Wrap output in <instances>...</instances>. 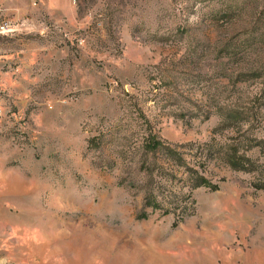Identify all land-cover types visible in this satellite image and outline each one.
I'll use <instances>...</instances> for the list:
<instances>
[{
    "label": "rangeland",
    "instance_id": "1",
    "mask_svg": "<svg viewBox=\"0 0 264 264\" xmlns=\"http://www.w3.org/2000/svg\"><path fill=\"white\" fill-rule=\"evenodd\" d=\"M0 13V264H264V0Z\"/></svg>",
    "mask_w": 264,
    "mask_h": 264
},
{
    "label": "trees",
    "instance_id": "2",
    "mask_svg": "<svg viewBox=\"0 0 264 264\" xmlns=\"http://www.w3.org/2000/svg\"><path fill=\"white\" fill-rule=\"evenodd\" d=\"M150 146L152 148H161L167 154V156H170L171 158L175 159L176 162L180 164H184L183 157L180 155L178 151H176L174 148L161 144L160 141L156 140L155 138H152L150 141ZM226 161L236 169H245V170H251L253 167V163L249 157H247L244 153H239L236 149H230L229 151H226L225 154ZM205 182V179L201 177V179L198 181V183ZM261 186H264V183L260 184ZM147 202L151 204L153 207L158 205V202L156 199H148Z\"/></svg>",
    "mask_w": 264,
    "mask_h": 264
},
{
    "label": "built area",
    "instance_id": "3",
    "mask_svg": "<svg viewBox=\"0 0 264 264\" xmlns=\"http://www.w3.org/2000/svg\"><path fill=\"white\" fill-rule=\"evenodd\" d=\"M33 3H35V1ZM20 25H22V21H17L9 17L0 16V34L12 33Z\"/></svg>",
    "mask_w": 264,
    "mask_h": 264
},
{
    "label": "crops",
    "instance_id": "4",
    "mask_svg": "<svg viewBox=\"0 0 264 264\" xmlns=\"http://www.w3.org/2000/svg\"><path fill=\"white\" fill-rule=\"evenodd\" d=\"M1 12H4V10H2ZM0 16H1V13H0Z\"/></svg>",
    "mask_w": 264,
    "mask_h": 264
}]
</instances>
